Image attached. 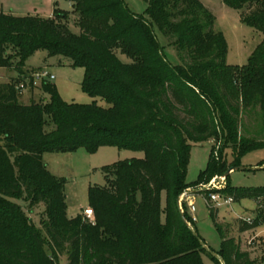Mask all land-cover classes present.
<instances>
[{
	"label": "trees",
	"instance_id": "16d2710c",
	"mask_svg": "<svg viewBox=\"0 0 264 264\" xmlns=\"http://www.w3.org/2000/svg\"><path fill=\"white\" fill-rule=\"evenodd\" d=\"M68 1L79 35L62 10L49 19L0 12V69L18 75L0 84V264H60L64 255L69 264H204V240L183 206L194 230L184 223L179 198L225 175L264 143L241 141L230 165L213 155L190 184L191 148L215 139L235 145L246 109L259 108L264 127V39L247 65L233 66L215 18L199 0H145L146 15L132 12L124 0ZM223 1L264 36V0ZM158 32L171 40L182 63L166 59ZM38 51L85 69L83 91L110 108L68 104L47 82L42 101L21 103L19 86L35 88L36 72L26 61ZM105 146L145 157L104 168L107 185L89 193L95 223L71 219L65 181L50 174L44 155L80 148L95 153ZM222 194L233 202H264V188L228 183ZM40 211L45 217L37 226ZM241 223L240 232L264 225V211L253 223ZM218 230V255L226 264H264L227 239L225 227Z\"/></svg>",
	"mask_w": 264,
	"mask_h": 264
},
{
	"label": "rangeland",
	"instance_id": "374dc122",
	"mask_svg": "<svg viewBox=\"0 0 264 264\" xmlns=\"http://www.w3.org/2000/svg\"><path fill=\"white\" fill-rule=\"evenodd\" d=\"M215 18L214 30L222 33L227 45V63L233 66L243 67L249 63L257 49L263 42L264 36L261 31L245 24L241 19L240 12L227 7L223 0H199ZM127 7L138 15H146L148 5L145 0H124ZM55 9L62 10L70 15L71 29L79 35L80 29L76 26V15L73 4L68 0H0V12L11 13L15 16H40L52 18ZM159 41L166 59L172 64L182 63L179 54L171 46V40L158 32ZM124 63H131V59L121 53L118 54ZM26 65L29 72L38 73L45 71L55 79L46 78L38 81L33 90L25 89L20 96V102L30 104L42 101L43 82L54 85L62 100L68 104L89 105L97 103L103 108L110 105L102 98H92L86 94L81 85L85 79L86 71L83 68L74 69L67 64L65 59L59 56H50L46 51H38L31 56ZM18 75L5 69H0V84L11 83ZM240 138L235 145H227L221 139L210 140L205 143L192 145L191 157L188 168L187 181L194 183L206 171L214 155L216 160L225 158L230 165L236 156L237 148L241 141L264 143V127L262 124L259 108L242 111ZM145 153L133 150H120L116 147L105 146L95 153H90L86 148H80L73 153H49L44 155V162L50 174L65 181L64 194L67 200V215L74 219L84 217V211L91 208L90 189L92 187H105L107 185L104 168L121 161L131 159H143ZM238 166L255 169L264 166V145L256 147L244 154L238 161ZM229 186L236 189L264 188V170L257 171H233L228 179L224 175L215 176L202 185L191 188L190 194L182 197V206L190 214V207L194 205L195 227L206 246L214 253L221 251L223 237L218 226L227 229L225 237L234 238L240 244L243 251H248L253 259L264 258V225L258 228L240 232L242 221L255 220L260 212L264 211L262 205L252 199H243L240 202L226 204L222 193ZM218 194V202L208 205L209 196ZM165 195H163V206ZM183 207V208H184ZM93 209V208H91ZM213 210L214 216H211ZM95 213V212H94ZM44 213L36 214L34 222L41 226ZM88 221H91L87 219ZM96 221V217H95ZM204 264H218L217 260L209 252L203 254ZM60 264H69L67 255L60 257Z\"/></svg>",
	"mask_w": 264,
	"mask_h": 264
},
{
	"label": "built area",
	"instance_id": "2783aa9c",
	"mask_svg": "<svg viewBox=\"0 0 264 264\" xmlns=\"http://www.w3.org/2000/svg\"><path fill=\"white\" fill-rule=\"evenodd\" d=\"M49 74L45 71H42V72H38V73H35L34 74V86L37 85L38 81H45L46 78H49L50 80H54L55 78L53 76H48ZM19 89L21 90L22 93H24L25 89H28V87L25 85V84H22L19 86ZM218 194H211L209 196V200H208V205H210V203H213V202H218ZM233 202V199L232 198H227L225 200V203L228 205V204H231ZM190 212H195V208H194V205H191L190 207ZM84 215L87 219L91 220L92 223H95V213H94V210L89 208L87 210L84 211ZM248 223H253L252 221H247Z\"/></svg>",
	"mask_w": 264,
	"mask_h": 264
},
{
	"label": "water",
	"instance_id": "95a60500",
	"mask_svg": "<svg viewBox=\"0 0 264 264\" xmlns=\"http://www.w3.org/2000/svg\"><path fill=\"white\" fill-rule=\"evenodd\" d=\"M252 170H254V171H257V170H264V166H263V167H258V168H255V169H248V168H244V167H240V166H235V167H232L231 169H229V171L224 175V178L227 179L233 171H252ZM186 194H190V192H189V191L185 192V193L179 198L178 203H179V207H180V210H181V213H182V219H183L184 223H185L188 227H190L192 230H194L193 227H192V225L188 222V220H187V218H186V216H185L184 210H183V206H182V197H184V195H186ZM195 235L197 236V238H199L198 234L195 233ZM199 239H200V238H199ZM200 241H201V244H202L203 248H204L207 252H209V253H210L211 255H213L215 258H217L218 260H220L221 264H226L225 261H224V260H223L218 254L212 252V251L206 246L205 242H203L202 240H200Z\"/></svg>",
	"mask_w": 264,
	"mask_h": 264
},
{
	"label": "crops",
	"instance_id": "0c3cea01",
	"mask_svg": "<svg viewBox=\"0 0 264 264\" xmlns=\"http://www.w3.org/2000/svg\"><path fill=\"white\" fill-rule=\"evenodd\" d=\"M53 17V16H52ZM190 215L191 216H194V212H190ZM194 220H195V218L194 217H192Z\"/></svg>",
	"mask_w": 264,
	"mask_h": 264
}]
</instances>
